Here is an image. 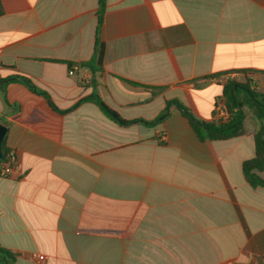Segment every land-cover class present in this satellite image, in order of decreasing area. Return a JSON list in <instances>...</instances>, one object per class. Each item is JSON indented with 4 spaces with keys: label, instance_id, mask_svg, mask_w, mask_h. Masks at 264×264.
Here are the masks:
<instances>
[{
    "label": "crops",
    "instance_id": "crops-1",
    "mask_svg": "<svg viewBox=\"0 0 264 264\" xmlns=\"http://www.w3.org/2000/svg\"><path fill=\"white\" fill-rule=\"evenodd\" d=\"M0 1V76L28 77L56 107L21 83L6 105L0 87L2 150L16 154L0 245L14 264H264V188L242 169L254 112L241 136L202 141L168 105L212 122L228 81L264 91V0H106L97 72L81 63L100 0ZM93 93L128 121L169 111L123 126L78 104Z\"/></svg>",
    "mask_w": 264,
    "mask_h": 264
},
{
    "label": "trees",
    "instance_id": "trees-1",
    "mask_svg": "<svg viewBox=\"0 0 264 264\" xmlns=\"http://www.w3.org/2000/svg\"><path fill=\"white\" fill-rule=\"evenodd\" d=\"M105 6L106 0H100L94 56L91 60L81 63L83 67L94 72L101 70L104 57V44L100 40V32L104 22ZM2 13L3 9L0 1V15H2ZM72 66L73 65H70V67ZM242 72L247 75V71ZM10 83L24 84L31 91L43 95L48 103L54 109H56L51 97L46 92L40 90L31 79L23 75H13L5 78L0 76V87H2L4 92L3 99L6 105L10 104L5 95V87ZM223 97L229 113V118L226 121H201L195 117V115L187 106L178 100L170 101L168 102V105L175 104L180 109L202 141L227 140L241 136L244 132L243 126L246 118L244 109L245 107H248L250 110H252L259 125L258 130L254 134L256 152L252 159L246 160L243 163L242 169L247 181L252 187L264 188V177L261 176V174L264 172V91H258L254 80L246 76L244 82H239L237 80L228 81L223 87ZM86 101L96 104L107 117L123 126H128L136 122L143 123L147 126H153L159 123L161 118L166 117L169 111L168 108H166L159 118L152 121H128L123 119L116 111L111 109L96 93L84 97L78 104ZM16 108L18 107L16 106ZM2 152L3 158L0 160V162H9L8 156L11 150L3 146ZM15 262L16 254L0 245V264H14Z\"/></svg>",
    "mask_w": 264,
    "mask_h": 264
},
{
    "label": "built area",
    "instance_id": "built-area-1",
    "mask_svg": "<svg viewBox=\"0 0 264 264\" xmlns=\"http://www.w3.org/2000/svg\"><path fill=\"white\" fill-rule=\"evenodd\" d=\"M79 69H80L79 66L73 65L72 67H70L68 73L70 76H73L75 75L76 71H78ZM215 112H216L215 121H226L229 118V113L224 99L219 100L217 102L215 107ZM8 158H9V162H4V161L0 162V176L2 177H7L9 174L12 173V165L16 162L15 152L11 150Z\"/></svg>",
    "mask_w": 264,
    "mask_h": 264
},
{
    "label": "water",
    "instance_id": "water-1",
    "mask_svg": "<svg viewBox=\"0 0 264 264\" xmlns=\"http://www.w3.org/2000/svg\"><path fill=\"white\" fill-rule=\"evenodd\" d=\"M7 133V127L0 124V160L3 158L2 144Z\"/></svg>",
    "mask_w": 264,
    "mask_h": 264
}]
</instances>
